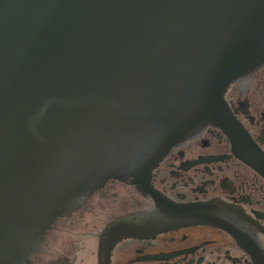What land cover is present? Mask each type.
Here are the masks:
<instances>
[{
    "label": "water",
    "instance_id": "obj_1",
    "mask_svg": "<svg viewBox=\"0 0 264 264\" xmlns=\"http://www.w3.org/2000/svg\"><path fill=\"white\" fill-rule=\"evenodd\" d=\"M264 64V0H0V264L110 179L206 125L242 129L230 85Z\"/></svg>",
    "mask_w": 264,
    "mask_h": 264
},
{
    "label": "flooded vegetation",
    "instance_id": "obj_2",
    "mask_svg": "<svg viewBox=\"0 0 264 264\" xmlns=\"http://www.w3.org/2000/svg\"><path fill=\"white\" fill-rule=\"evenodd\" d=\"M225 100L242 129L206 125L174 145L150 187L110 179L20 264H264V64Z\"/></svg>",
    "mask_w": 264,
    "mask_h": 264
}]
</instances>
